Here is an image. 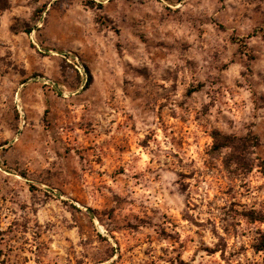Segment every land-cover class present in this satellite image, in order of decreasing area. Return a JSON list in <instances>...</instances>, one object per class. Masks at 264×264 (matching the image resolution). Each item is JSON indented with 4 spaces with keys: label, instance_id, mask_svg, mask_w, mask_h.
Masks as SVG:
<instances>
[{
    "label": "rangeland",
    "instance_id": "1",
    "mask_svg": "<svg viewBox=\"0 0 264 264\" xmlns=\"http://www.w3.org/2000/svg\"><path fill=\"white\" fill-rule=\"evenodd\" d=\"M0 264H264V0H0Z\"/></svg>",
    "mask_w": 264,
    "mask_h": 264
},
{
    "label": "trees",
    "instance_id": "2",
    "mask_svg": "<svg viewBox=\"0 0 264 264\" xmlns=\"http://www.w3.org/2000/svg\"><path fill=\"white\" fill-rule=\"evenodd\" d=\"M219 134H215V140L218 141L217 146L218 148H227L228 147V137H223L226 142H221V138H219Z\"/></svg>",
    "mask_w": 264,
    "mask_h": 264
}]
</instances>
